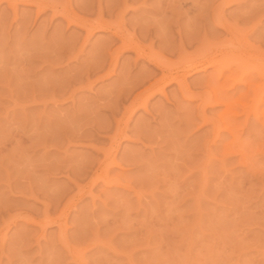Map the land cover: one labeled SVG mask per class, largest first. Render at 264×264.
<instances>
[{
    "label": "rangeland",
    "instance_id": "1",
    "mask_svg": "<svg viewBox=\"0 0 264 264\" xmlns=\"http://www.w3.org/2000/svg\"><path fill=\"white\" fill-rule=\"evenodd\" d=\"M24 1L0 0V264H264V102L232 80L250 67L228 77L231 109L193 96L214 89L206 67L185 74L189 97L171 83L134 110L159 69L61 16L122 18L174 72L227 43L218 0ZM240 2L223 17L260 45L264 0Z\"/></svg>",
    "mask_w": 264,
    "mask_h": 264
},
{
    "label": "bare ground",
    "instance_id": "2",
    "mask_svg": "<svg viewBox=\"0 0 264 264\" xmlns=\"http://www.w3.org/2000/svg\"><path fill=\"white\" fill-rule=\"evenodd\" d=\"M6 1H8V3L12 5L13 0H6ZM14 1H16V0H14ZM218 1L216 2V5H215V7L217 6L216 8H214V5H212V3L210 4L213 7V12H214V13L212 12V14L210 13V15H212V16H209L212 19L211 21H213L210 24L211 25L214 24V23L217 24L218 26L222 27L224 29V31H226L229 34L228 38H226V42L227 43L224 44V40H225V38H224L223 40H220L221 44H223V45L220 44V46H219L217 44L218 47L215 45L216 47H214V48L211 47L209 49H208V47H207L208 45H207L206 47H207L208 51L206 49H205L206 51H204V49H203L204 53L203 54L200 53L201 55L199 54L201 57L199 56V58L198 57L197 58H191V59L185 61L184 63H182L180 65L178 70L176 69V71H174V72L171 71L173 68L170 69L169 68L170 66L167 67L165 64L159 62L157 60L156 56L153 55L155 57L154 58L152 55H149L147 53V51L145 52L143 46H140L137 43L138 41L135 42V40H132V39L129 38L130 37V36H128L129 32L127 33L128 34L127 35L125 33V31L121 28V26H122L121 22L123 23L122 18L120 19L121 21L119 19H118L119 21H116V22H118V24L113 23V22L109 23V21L108 22L104 21L101 18H98V16H97L98 19L96 18V20H95V18H94V20H92V18L91 19H87L85 17L83 18V17H80V16L78 17L77 15L75 16L74 13L72 11L68 10V9L61 13V12L58 11V8H56V6H54V4L47 3V2H45L43 0H25L24 2H27L28 4H33L34 6H36L37 9H38L37 10L38 12H40V11L42 12L47 7H49L52 10V12H53L52 14L53 15L61 13V16L63 17V19L68 21L69 24L72 23L75 26L77 25V26L83 28L86 31L87 36L92 35L94 32L107 31V32H109L111 34L110 38L112 40H113V38H117V39H119L121 41V44H120L119 47H121L122 50L131 49V50H133L135 52L137 57L145 58L149 62L153 63L159 69L160 73L158 75H156V74L152 75L153 76L152 79H151L152 81L148 85H146V87H144L140 93L136 94L132 98V100H130L129 106L134 108V110L138 106L142 107L143 109H146L147 99L150 98L151 96H153L156 92L165 95V87H167L171 83H175L176 84L177 88L183 94V96H188L189 97V93H188L189 89H188V86H187V83H186L185 74L190 72V71H194V70H195V72H196V70L197 71L203 70L206 67L215 68L214 69L215 71H213V73L215 72L213 74V76H215V74H216V76H215L216 79L213 82V84H214L213 88L214 89L211 87V89H213V90L209 89V90L201 91L200 93H196V95L193 94V96L195 98H198V100H200V103H201L202 106H200V103L198 105L201 107V109L203 108V106H206V105H210V106H212V105H215V106L222 105L224 107L223 111H225L228 108L231 109L232 108L231 107L232 106V101L234 100V98H233V95H231V93H229V91H231V90H229L228 87L233 90L234 87H235V84H233V83L231 84L232 81H230V79H229L231 77L230 75H231V73H232V75H233V73H236L234 71L237 70V69H245L247 65L250 67V71L247 73V79H246V76L243 77V78H245V80H244V79H242L240 77V75H239V77H236V75H235L234 77L232 76L233 77L232 80L233 81L235 80L236 83H240V85H242L244 88H247V92L246 93L248 95H250V94L253 95V96L257 95V97H255V99L257 98L256 100H257V105H258L260 102H264V96H262V95H264V82H261L262 80H264V50H262L261 47H260V45L262 43H264V35H262V39H261V44L260 45L255 46L254 44H251L250 42H247L246 38L243 39L245 36L242 37L243 33L241 34V32L239 31V28H237L238 26H236V24H234L235 22L232 21L233 22L232 23V22H230L229 20H227L226 18L223 17L224 16L223 15L224 6L236 5L238 7V5H241L242 2H240V0H218ZM124 2H125V0H124ZM207 2H209V1H207ZM143 3L145 4V2H143ZM143 3H140V5L143 4ZM255 3H257V2H255ZM191 4H193V3H191ZM210 5L208 4V6H210ZM262 5H264V3H262ZM212 7H209V8L211 9ZM253 7H254V5H253ZM262 7H264V6H262ZM203 8H205V7H203ZM252 9L253 8H251V10ZM256 9H257V7H256ZM208 10H207L206 13L209 12ZM202 11H203V9H202ZM245 11H246V9H245ZM185 12H187V11H185ZM198 12H199V10H198ZM236 12H238V11H236ZM262 12H264V9H262L261 14H262ZM233 13H231V14H233ZM256 13L257 12H255V14ZM98 14H99V12H98ZM117 14H118V12H117ZM117 14H116V16H117ZM198 14L200 15V13H198ZM250 14H252V12ZM253 14L249 15L247 17H246V15L242 14L244 16V18L238 14V17H240V19L243 18L245 21H247L246 18H250L251 17L253 19L254 16H257V15L253 16ZM199 15H197V16H199ZM233 15H236V13L233 14ZM259 17H261L260 14H259ZM255 22H256V24L253 22V24L251 26V30L252 29L253 30L258 29L257 28V23L259 22V20L255 21ZM211 25H210V28H211ZM193 34H195V33L193 32ZM193 34H192V36H194ZM206 39H207V37H206ZM212 45H213V43H212ZM199 51H201V50H199ZM232 65H234L235 68ZM248 68H246L245 70H247ZM245 70H243V71L245 72ZM143 74H142L143 78H140V80L137 81V83L135 82V84L132 87H135V85L139 84V82L141 84L144 81L143 79L146 78V77L149 78L148 76L151 73L144 74V75ZM227 79H229V83L230 84L226 83V85L223 86V84L227 81ZM226 86H227V88H224ZM200 107H198V110H199ZM234 107H236V106H234ZM225 113H222V114H225ZM226 115H228V114H226ZM226 115H224V117ZM235 115H236V113H235ZM228 120H229V122L233 121V123H235L233 118H232V121H231V117L230 116L227 119V121H225V122H228ZM226 125H229V124L227 123ZM232 127H234V125Z\"/></svg>",
    "mask_w": 264,
    "mask_h": 264
}]
</instances>
